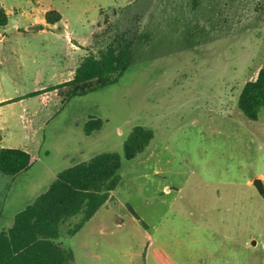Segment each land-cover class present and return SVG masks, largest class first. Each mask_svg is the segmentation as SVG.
Returning <instances> with one entry per match:
<instances>
[{
	"label": "rangeland",
	"instance_id": "obj_1",
	"mask_svg": "<svg viewBox=\"0 0 264 264\" xmlns=\"http://www.w3.org/2000/svg\"><path fill=\"white\" fill-rule=\"evenodd\" d=\"M53 1L75 37L89 39L94 25L84 56L125 33L134 58L116 83L70 98L69 86L52 89L80 58L64 38L22 40L19 68L0 60V148L30 146L36 158L17 176L0 171V233L61 170L117 152L110 200L57 239L71 264H264V187L254 184L264 185V110L250 120L237 105L264 64V0ZM96 118L102 127L86 134ZM138 125L153 137L129 160L124 142Z\"/></svg>",
	"mask_w": 264,
	"mask_h": 264
},
{
	"label": "trees",
	"instance_id": "obj_2",
	"mask_svg": "<svg viewBox=\"0 0 264 264\" xmlns=\"http://www.w3.org/2000/svg\"><path fill=\"white\" fill-rule=\"evenodd\" d=\"M45 18L48 23H56L62 15L51 9ZM8 21L6 10L0 7V26ZM143 39L145 36L139 40ZM134 42L120 33L96 50L87 48L74 76L52 89L69 86L70 98L116 83L133 62ZM237 105L250 120H257L264 110V64L257 77L243 86ZM102 125V119H90L84 131L89 135ZM152 137L151 130L135 126L124 142V156L135 159ZM121 159L117 152H101L60 171L48 189L18 212L13 225L0 233V264H71L73 250L57 239L64 233L74 236L106 205L122 179ZM35 161V156L22 148H0V171L4 174L17 176L29 170Z\"/></svg>",
	"mask_w": 264,
	"mask_h": 264
},
{
	"label": "crops",
	"instance_id": "obj_3",
	"mask_svg": "<svg viewBox=\"0 0 264 264\" xmlns=\"http://www.w3.org/2000/svg\"><path fill=\"white\" fill-rule=\"evenodd\" d=\"M22 2L26 1L0 0V7H3L6 10L9 17L8 23L4 26H0V60L3 59L4 61H6L8 59V61H12V63H14L17 68H19L20 60L18 59L19 57L17 52L19 49V44H21L22 40L42 42L43 46L45 47L48 45L47 42H51V46L57 47L59 40H62L64 38L69 49L73 53H76L75 55H79L80 58L76 59L74 56L72 59H67L68 66L59 68L58 71L55 69L57 71V76L60 78V81L53 85H58L70 80L74 76L77 66L83 60L85 47L90 43L94 25L91 29L90 38L82 40L72 34L68 16L64 11V7L62 5L57 4L53 0H44V7H42L41 9H37L31 0H27V4L23 9L21 7ZM51 9L57 10L61 13L62 18L60 21L56 23H48L46 21L45 14L48 10ZM11 19H13L12 22ZM1 65L2 64L0 63V66ZM71 67L74 68L71 69ZM48 87L49 86H40L37 91L42 92ZM2 138L3 141L6 140V137L4 135L2 136ZM1 148L3 147L1 146ZM21 148L28 152H33L30 146H22ZM153 242H157V239L150 238V243L148 245L153 244ZM158 246L159 247H155L152 250L154 256L157 255L158 251L161 253L160 248H164V244L162 243H159Z\"/></svg>",
	"mask_w": 264,
	"mask_h": 264
},
{
	"label": "water",
	"instance_id": "obj_4",
	"mask_svg": "<svg viewBox=\"0 0 264 264\" xmlns=\"http://www.w3.org/2000/svg\"><path fill=\"white\" fill-rule=\"evenodd\" d=\"M254 184L261 190V191H263V187H264V185H263V181H262V179L261 178H256L255 180H254Z\"/></svg>",
	"mask_w": 264,
	"mask_h": 264
}]
</instances>
